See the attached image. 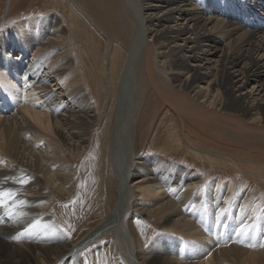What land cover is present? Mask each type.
I'll list each match as a JSON object with an SVG mask.
<instances>
[{
    "label": "bare ground",
    "instance_id": "1",
    "mask_svg": "<svg viewBox=\"0 0 264 264\" xmlns=\"http://www.w3.org/2000/svg\"><path fill=\"white\" fill-rule=\"evenodd\" d=\"M107 1L103 12L131 23L125 29L131 46L110 61L107 115L116 114L113 107L119 115L110 131L108 121L102 129L112 154L110 166H102L108 181L101 187L110 189L115 174L119 203L74 243L49 219L47 193L75 194L68 154L89 151L97 106L60 18L27 19L0 31V264H76L86 247L110 235L114 240L102 248L115 256L119 249L123 264H264V200L254 205L232 182L204 184L199 174L161 156L133 151L134 121L142 109V119L149 115L154 92L157 108H168L181 123L192 151L229 158L195 146L191 125L264 154V0ZM97 137L90 148L96 153ZM240 161L264 176L260 158ZM105 195L101 205L110 202ZM149 216L165 230L146 246L135 220Z\"/></svg>",
    "mask_w": 264,
    "mask_h": 264
},
{
    "label": "rangeland",
    "instance_id": "2",
    "mask_svg": "<svg viewBox=\"0 0 264 264\" xmlns=\"http://www.w3.org/2000/svg\"><path fill=\"white\" fill-rule=\"evenodd\" d=\"M119 1L116 0L117 3H121ZM255 2L257 3V0ZM106 4H109L107 0H0V31L2 33L9 32L19 22L27 19L50 16L60 18L67 28L66 45L69 53L73 54L72 56L75 57L78 66L82 69L84 88H86L91 100L97 106L96 125L90 130L89 151H83L81 155H77L75 152L71 156L68 154L69 161L73 163L74 179L72 181L75 194L68 198L57 192L47 193L50 201L49 219L55 222L60 236L68 238L73 243L80 240L93 226L105 220L107 211L112 210L108 214L110 215L119 203L121 185L115 174H112L113 179H111L113 182L108 184L110 189H107L106 186L101 187V180L105 178V176L102 177V166L105 161L107 164L105 163L104 167L110 166V155L112 154L110 142L107 143L106 147L105 141L104 143L102 141L104 136L102 129L105 122L108 121V131H110L117 115H119L117 107L112 108V111L116 112V114H113L115 116L111 115L109 117L107 115L111 101L108 97L110 94H108V91L111 89L109 78L113 70L110 61L116 55L118 57L119 54L125 55L131 46L130 37H126L128 30H125L127 29L126 25L131 23L122 18L120 19L121 22L118 19L119 23L115 22L116 15L113 19L103 12ZM106 25L111 28L106 27ZM106 28L113 31L111 32ZM108 43L111 44L112 48L108 46ZM151 92L153 91L151 90ZM146 93L148 92H144V100ZM152 94L153 98H150L147 107L149 115L142 119V106V112L140 110V113H137L140 118L137 116L134 121L133 151H135L136 156L150 155L158 158L161 156L173 165L199 174L204 184L217 183L218 181H221L220 184L232 182L234 188L241 189V194L246 191L250 193L252 204L260 205L264 200V176L262 174L258 175L255 170H249L240 159L247 157L250 160L257 161L258 157L264 161V154H257L255 151H246L240 147L229 145L218 138L215 139V137L213 138L209 134L199 131V129L197 130V127L193 125L189 126L188 130L190 131L191 142L195 146L221 152L229 158H216L202 152L199 154L192 151L191 143L189 144L183 136L184 134H182L181 123L174 118L168 108L158 109L159 99L154 92ZM98 133H100L99 137L96 136ZM96 137V141L100 146L97 153L93 150L90 151L95 145ZM109 138L110 135L108 140ZM238 151H241V155L236 154ZM194 154H197V157ZM103 155L106 156V160ZM181 168L176 173V177L180 175ZM253 175H256L257 178ZM258 178H261L259 179L261 181ZM106 180L108 181V176ZM103 193L106 194L105 196L110 202L105 199L104 204L101 205L100 196ZM101 211H103L104 217H102ZM261 211L264 212V209ZM135 221L143 245H149L155 238L164 233V227L153 216L140 217ZM21 222L22 224L29 222V216H26ZM202 229L203 227H199V232ZM231 239L235 240L236 237ZM112 240L114 238L110 235L90 244L78 256L76 264H123L125 258L119 252V249H117L118 256H115L113 251L102 248V245ZM52 241H55L54 237ZM61 264L73 263L66 259Z\"/></svg>",
    "mask_w": 264,
    "mask_h": 264
},
{
    "label": "snow or ice",
    "instance_id": "3",
    "mask_svg": "<svg viewBox=\"0 0 264 264\" xmlns=\"http://www.w3.org/2000/svg\"><path fill=\"white\" fill-rule=\"evenodd\" d=\"M25 181H21V183H24ZM21 203H24V202H21Z\"/></svg>",
    "mask_w": 264,
    "mask_h": 264
}]
</instances>
